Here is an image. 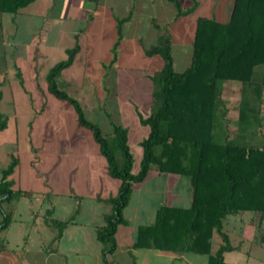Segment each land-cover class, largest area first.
<instances>
[{
    "label": "crops",
    "instance_id": "0c3cea01",
    "mask_svg": "<svg viewBox=\"0 0 264 264\" xmlns=\"http://www.w3.org/2000/svg\"><path fill=\"white\" fill-rule=\"evenodd\" d=\"M179 1L182 9L191 11L178 15L169 0H32L14 13H0V114L5 120L0 129V179L2 170L15 162L7 176L13 195L7 198L8 194H4L0 198V213H9L8 224L0 231V264H87V255H92L96 264H103V245L96 236L103 223L75 220L70 214L60 215L57 209L60 203L71 199L78 205L90 201V205L99 207V203L117 193L119 180L108 174L97 143L99 165L82 160L86 156L82 148L87 136L82 130L85 127L78 123L73 105L49 91L46 76L54 65L66 60L68 50L76 48L72 62L56 76L58 89L76 99L84 113L103 108L115 110L114 114H106L109 129L104 136L108 139L112 136V123L127 129L124 109H132L142 124L140 117L146 115L139 110L154 99L151 92L146 98L145 89L131 87L129 83L120 86L116 77L119 71L128 70L131 62L141 58L150 63L149 67L143 66L144 78L148 76L145 73L151 61H158L154 69L156 76L163 60L147 51L162 34H169L172 54L177 46L190 45L203 2L190 0L191 5L184 8L182 0ZM206 1L211 17L219 21L228 19L232 0ZM153 77H148L152 83ZM155 89L156 85L152 94ZM238 90L234 104L230 89L225 93L224 133L234 140L250 137L261 142L264 126L252 119L251 128L246 129V123L239 117L240 85ZM233 112L236 122L232 121ZM69 115L73 123L71 132L64 127ZM263 115L260 113L264 123ZM153 167L132 188V198L123 209L125 222L116 227L115 249L108 259L118 264L117 257L123 253L122 264H130L132 260L135 264H207V254L133 247L138 229L155 219L143 216L146 204L138 208L137 203L131 205L133 193L146 182L156 181L153 187L159 192L150 211L156 212L162 205L187 207L191 202L187 179L186 195L180 199L183 203L168 204L167 182L171 175L177 174L162 173ZM173 198L179 200L180 196L173 193ZM150 202L146 199L147 205ZM82 209L85 208L80 206L79 210ZM129 228L130 237L124 239ZM223 230L233 247L223 254L228 264L236 263L228 262L226 257L241 250L239 244L231 242L232 234L242 241L264 245V221L257 212L228 215ZM136 254L141 255L137 261ZM256 254L257 248H247L244 263L238 264H264Z\"/></svg>",
    "mask_w": 264,
    "mask_h": 264
},
{
    "label": "trees",
    "instance_id": "16d2710c",
    "mask_svg": "<svg viewBox=\"0 0 264 264\" xmlns=\"http://www.w3.org/2000/svg\"><path fill=\"white\" fill-rule=\"evenodd\" d=\"M30 1L0 0V13H14ZM169 1L178 15L191 11L182 9L179 0ZM75 51L76 48L68 50L66 60L54 65L46 78L49 91L73 105L78 123L91 132L98 144L108 174L119 180L117 193L106 199L111 209L96 230L103 245V264H112L108 255L115 249L117 225L125 222L123 209L133 186L145 179L152 166L162 173L186 176L191 202L187 207L160 206L153 223L138 229L133 247L191 251L207 254V264H228L223 254L233 247L223 230L224 219L248 211L257 212L264 221V132L259 144H247L254 140L250 137L234 140L224 133L220 118L224 119L225 108L218 81L239 82V117L245 121L246 129L251 128L252 119L264 126L260 117L264 106V0H232L225 21L198 16L190 62L181 71L174 69L168 33L160 35L157 44L147 51L158 54L163 66L153 77L155 105L149 115L140 117L148 134L140 142L136 172L127 129L112 123L111 139L106 138L98 124L86 118L80 103L58 89L56 76L72 62ZM4 125L0 114V129ZM14 165L12 161L2 170L0 198L13 195L7 176ZM2 214L0 231L8 224V214ZM213 234L219 236L220 243L211 253Z\"/></svg>",
    "mask_w": 264,
    "mask_h": 264
},
{
    "label": "rangeland",
    "instance_id": "374dc122",
    "mask_svg": "<svg viewBox=\"0 0 264 264\" xmlns=\"http://www.w3.org/2000/svg\"><path fill=\"white\" fill-rule=\"evenodd\" d=\"M198 3H202L203 2V6H201L202 8H200V13L199 16L205 15V16H210V12H209V7L207 6V1L206 0H196ZM182 5L184 8H187L189 5H191V1L190 0H182ZM208 7V8H207ZM193 40V37H192ZM192 43V41H191ZM191 43L186 44L184 46H180V48H178V46L176 47V50L173 51L172 57H173V65H174V69L177 71H181L183 70L190 62V56H191ZM189 45V46H188ZM189 48V50H188ZM140 57V56H139ZM132 64L130 65V68L128 70H121L118 72L116 80L117 82L120 84V86L125 87V85L127 83H129V85L131 87L134 88H143L145 89V91H147L146 94V98L147 95H149L148 93L151 92L152 97L154 98V95L152 94V88H154L155 83H152L148 77L149 76H154L155 77V72L154 69L155 67L158 65V61H151L152 65L150 68L147 69V72L145 73V75L147 74L148 76L146 78L143 77V66L145 65H150L149 61H144L142 58L141 59H137L134 62H131ZM219 83V87H220V96L221 99L224 101V99L226 98V90L230 89V100L232 101V104H234L235 102H237V98H238V86L240 85L239 82L237 81H218ZM151 89V90H150ZM137 95V94H136ZM151 97L148 96L147 101L150 102ZM226 100V99H225ZM152 104V105H151ZM151 105V106H150ZM155 105L154 99L151 101V103L149 104V106H145L140 108V113L142 115H149L152 111V108ZM263 113H264V106H263ZM125 113L127 114L125 116V124L126 127L128 129V145L130 148V151L133 155V171L136 172L138 170L139 167V161L141 158V146H140V139H143L147 136L148 134V127L144 126L142 124H140L137 120V116L136 114H134V112L132 111V109H124ZM114 114L115 110L110 109V108H103L100 110H85V116L88 120L92 121V122H96L101 130V132L107 133L108 129H109V122H108V118L106 117V114ZM232 116L234 117L232 121H235L236 118V113L233 112ZM231 116V117H232ZM72 117H70V115L68 116V120H66L65 122V129L68 132L72 131V127H73V123L71 120ZM221 119V125L223 123V118ZM224 125V124H223ZM232 126H234V124H232ZM223 129V128H222ZM82 130H84V132L87 134V136L85 137V139L83 141H85L84 145L82 146L83 150L86 152V156L85 158H83L82 160L85 159L84 162L86 163H96L99 165V160H101V156L97 155L98 150H97V145L96 142L93 140L91 132L88 129L82 128ZM264 130V127H263ZM220 131V130H219ZM220 132L223 133V130H221ZM218 137V135H217ZM218 139V138H217ZM246 142V141H245ZM247 144H259L260 142L256 141L255 139L252 141H247ZM21 164L23 163V159L20 160ZM23 166V165H22ZM154 168V167H153ZM171 175V174H168ZM174 176V177H171ZM170 179L167 182V192H166V201L168 204L170 203H174L177 202L179 204L183 203L180 202L181 197L184 196V194L186 195V189L188 188V183H187V177L183 176V175H171ZM178 176V177H175ZM176 178V179H174ZM152 182L154 184H152ZM155 184L157 185L156 181H148L146 182L145 186H143L141 189H139V191H141L142 189H144V193L143 195H141V193L136 192L133 193V200L131 205H133V207L135 206V204L137 203V208L141 207L143 204H146V207L144 206V208H146L145 213H144V217H151V219H154L155 217V211L151 210L152 207H154V203H155V197H158V190L157 188L153 187L155 186ZM156 189V190H155ZM173 193H177L180 198L179 200H175V198H173ZM146 197V198H145ZM132 198V196L129 197V199ZM140 198H142L140 200ZM184 198V197H183ZM146 199H150V204L147 205L146 203ZM83 204L78 205V203L75 202L74 199H71L70 201L65 200V203L63 204L60 203L58 205V213L60 215H69L71 216L72 219L75 218V220H82V221H87V222H91V223H98L100 225H102L101 223H104L103 221V216L105 211H110L111 209V205L109 202H102L99 203V207H94V204L90 205V201H85L82 202ZM63 204V205H62ZM139 204V205H138ZM69 206V207H68ZM80 206L84 207L85 209L83 210H79ZM19 208H22V205H19ZM101 212H103L102 217H101ZM9 214V213H8ZM3 221V215L0 213V222ZM41 223V222H40ZM130 232L131 229L129 228V232H127L124 236V239H127L128 237H130ZM33 234V232H32ZM88 239V243H90V235L87 237ZM90 240V241H89ZM219 242V238L217 237V235L215 234L212 237V247L211 250L214 251L217 248ZM231 242L234 244H239V248H241L240 251H234L230 256L226 257L227 261L230 263H244V260L246 258L245 256V251L247 248H257V254L256 256L260 258L261 262H264V245H260L258 243H250L248 241H242L239 238L235 237V235L232 234L231 236ZM90 245V244H89ZM88 248H90V246H88ZM255 250V249H254ZM140 257L141 255H137L134 257V260L137 261V258ZM86 263L87 264H96V259L92 256V255H87L86 257ZM125 259V255L119 254L117 257V263L118 264H122L124 263ZM126 261V260H125ZM133 263L130 262V264Z\"/></svg>",
    "mask_w": 264,
    "mask_h": 264
}]
</instances>
